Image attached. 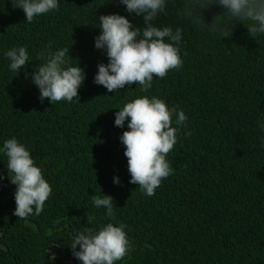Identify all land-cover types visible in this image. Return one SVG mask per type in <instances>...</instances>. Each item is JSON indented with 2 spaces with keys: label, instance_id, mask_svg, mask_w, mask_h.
Returning <instances> with one entry per match:
<instances>
[{
  "label": "trees",
  "instance_id": "trees-1",
  "mask_svg": "<svg viewBox=\"0 0 264 264\" xmlns=\"http://www.w3.org/2000/svg\"><path fill=\"white\" fill-rule=\"evenodd\" d=\"M58 3L28 23L13 0H0V148L16 138L52 188L42 213L20 220L0 152V264H82L70 247L73 236L107 223L126 225L130 241L115 264H264V34L254 38L249 22L227 17L231 32L221 34L209 25L226 8L197 10L203 20L196 21L185 13L193 0H166L154 23L183 30V67L154 76L147 92L135 83L109 92L94 83L98 65L108 63L95 47L99 17L119 14L140 28L143 17L119 0ZM49 42L53 52L70 49L71 66L84 70L79 100L41 102L30 74ZM21 46L29 63L12 71L5 53ZM145 95L188 117L167 156L174 172L153 196L130 183L120 139L130 118L115 125L116 112ZM95 194L113 197L115 220L93 205ZM86 214L95 216L93 224Z\"/></svg>",
  "mask_w": 264,
  "mask_h": 264
},
{
  "label": "clouds",
  "instance_id": "clouds-1",
  "mask_svg": "<svg viewBox=\"0 0 264 264\" xmlns=\"http://www.w3.org/2000/svg\"><path fill=\"white\" fill-rule=\"evenodd\" d=\"M119 3L125 5L129 13L142 16L145 26L134 27L127 17L119 14L99 17L101 34L95 38V47L106 52L108 63L98 65L94 83L109 92H117L135 83L147 92L154 76L163 79L170 70L183 67L180 55L183 30L159 27L154 23L158 15L165 12L166 0H119ZM214 4L227 11L217 15L209 25L213 30L221 34L231 32L233 24L225 21L227 17L249 22L244 24L254 38L264 34V0H193L185 8V13L196 21L203 20L194 12ZM13 7L21 8L26 22L31 23L37 16L58 10L59 3L58 0H13ZM46 48L47 51L38 53L37 60L41 63L30 74L39 88L41 102L45 99L52 104L62 100L72 102L74 98L79 100L78 90L86 77L84 70L79 65L71 66L70 49L53 52L51 42ZM5 56L12 71L20 72L29 63L28 50L24 46L11 48ZM115 115V125L121 128L130 118V130L124 131L120 137L126 149L124 155L128 160L130 183L137 184L147 196H153L162 181L174 172L167 156L177 143L179 127L186 126L188 117L183 110L169 108L164 100L147 95L127 103ZM261 128L264 130V124ZM185 135H191V132ZM0 152L7 157L8 178L16 186L14 215L20 220L40 215L52 192L41 168L35 166L30 151L14 137L4 142ZM114 183H120L119 177L114 178ZM92 203L96 208L107 210L106 219H116L112 196L92 195ZM87 219L91 225L96 218L87 215ZM125 228L122 223L119 226L107 223L99 230L85 227L72 238L70 247L74 257L82 264H115L129 251L130 241Z\"/></svg>",
  "mask_w": 264,
  "mask_h": 264
}]
</instances>
